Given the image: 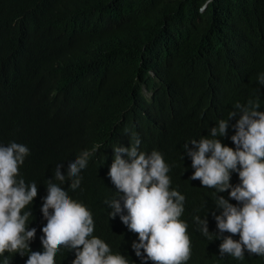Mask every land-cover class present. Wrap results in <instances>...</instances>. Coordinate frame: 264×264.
<instances>
[{
	"label": "trees",
	"instance_id": "16d2710c",
	"mask_svg": "<svg viewBox=\"0 0 264 264\" xmlns=\"http://www.w3.org/2000/svg\"><path fill=\"white\" fill-rule=\"evenodd\" d=\"M203 3L0 0V145L16 142L29 149L23 166L29 170L28 182L39 184L43 194L24 210L32 211L29 230L36 229L29 242L32 252L44 251L47 220L41 208L48 194L47 178L35 179L32 172L42 176L45 171L71 199L87 206L94 220L119 223L116 240V234L107 233L111 248L133 255L132 238L138 243V234L120 216L109 215L115 189L106 167L114 148L130 147L135 133L140 151L163 155L170 167V190L186 198L180 218L187 222L191 240L186 264H264V256L246 249L240 260L220 255L213 213L219 215L217 197L231 189L218 193L191 180L192 160L183 147L187 143L195 150L193 140L211 138V128L238 111L237 103L246 106L251 99L264 112V85L258 81L264 74V0H212L200 13ZM238 119L229 121L226 137H219L233 149ZM77 143L99 146L97 183L85 193L81 185L73 191L69 180L54 179L57 166L75 158ZM236 174H231L233 186L241 183ZM232 204L239 206L236 200ZM197 216L207 218L214 235L202 233ZM29 254L6 252L0 264L4 257L10 264H26ZM75 259L69 248L55 257L57 264Z\"/></svg>",
	"mask_w": 264,
	"mask_h": 264
},
{
	"label": "clouds",
	"instance_id": "9594fccd",
	"mask_svg": "<svg viewBox=\"0 0 264 264\" xmlns=\"http://www.w3.org/2000/svg\"><path fill=\"white\" fill-rule=\"evenodd\" d=\"M211 3L212 0H205L199 12L204 13ZM258 81L264 85V74ZM259 107L251 99L246 106L237 103L238 111L229 113L227 120L220 119L218 126L211 128V138L193 140L191 145L195 150L187 143L183 146L192 160L191 180H200L203 187L214 188L218 193L231 189L224 198L217 197L219 215L213 213L217 223L212 231L220 242L217 246L220 255L233 260L243 259L245 249L250 254L264 256V112ZM236 117L239 119L233 125L236 132L231 137L236 146L233 149L222 144L219 137H226L229 121ZM132 137L130 147L114 148L115 156L110 158L106 173L115 189L109 206L110 217L120 216L139 237L138 243L131 237L133 255L125 257L111 248L107 233L116 234L113 237L116 240L121 232L119 223L106 225L94 220L88 207L71 199L67 191L49 180L50 173L45 171L42 176L38 171L32 172L35 179L48 180V194L41 208L47 220L41 237L44 251L32 252L29 242L35 238L36 229L29 230L27 224L32 211L24 210L43 194L38 193L39 184L28 182L29 170L23 166L29 149L10 142L7 146L0 145V256L8 252L23 257L28 250L26 264H57V253L61 248H69L75 251L73 264H186L191 257V240L187 222L180 219L186 198L177 190H170V167L163 155L155 150L150 155L140 151L141 139L135 133ZM98 147L77 143L75 158L64 167L57 166L54 179L61 183L69 180L73 191L80 185L83 193L92 189L97 183ZM233 172L241 181L236 186L230 183ZM234 200L239 206L232 204ZM195 221L205 236L214 235L209 232L207 218L201 220L197 216ZM3 264H10V258L4 257Z\"/></svg>",
	"mask_w": 264,
	"mask_h": 264
},
{
	"label": "rangeland",
	"instance_id": "374dc122",
	"mask_svg": "<svg viewBox=\"0 0 264 264\" xmlns=\"http://www.w3.org/2000/svg\"><path fill=\"white\" fill-rule=\"evenodd\" d=\"M145 94H146L147 97H150V95H151V94L148 93L146 90H145Z\"/></svg>",
	"mask_w": 264,
	"mask_h": 264
}]
</instances>
